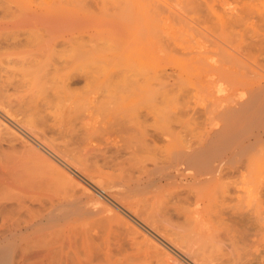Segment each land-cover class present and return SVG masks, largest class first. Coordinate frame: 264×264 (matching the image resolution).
I'll use <instances>...</instances> for the list:
<instances>
[{
    "label": "bare ground",
    "instance_id": "1",
    "mask_svg": "<svg viewBox=\"0 0 264 264\" xmlns=\"http://www.w3.org/2000/svg\"><path fill=\"white\" fill-rule=\"evenodd\" d=\"M123 1L128 6L127 13L135 14L134 17L142 24L146 36L145 41L136 38L133 47L125 54L128 62L126 65L133 67L131 73L126 75L121 69L109 71L112 66L119 64L110 63L112 66L100 67L91 52L83 54L77 47L71 62L63 66L68 70L77 62L75 71L59 75V86L52 88L61 93L64 100V97L67 99V79H86L94 89L89 103L94 104L93 107L106 118L100 122L103 123L102 130L106 132V138L114 135L110 139L115 141L120 137L119 133L127 134V138L123 140L124 144H127L124 147L138 160L127 162L128 166L122 167L116 175L100 174L101 171L96 175L93 173L95 171L89 173V168L85 171L83 159L80 160L78 155V146L73 145L72 139L75 138L70 136L68 140V134L65 136L67 141L63 140L64 136L62 139L55 137L57 133L61 135V130L48 126L45 121L47 114H51L47 111L49 101L41 102L45 97L34 98L36 93L21 102L20 105L24 107L15 110L9 102L3 100L5 95L0 92V132L5 130L14 134L13 140L19 139L22 147L28 146L36 152L44 151L63 172L67 169L66 173L70 171L77 177L85 176L91 184L88 183L81 192L88 195V191L94 190L102 196L95 200H116L121 206L119 217L127 219L129 224H135L143 235L153 242L154 247L160 246L172 264H245L241 256L246 250L244 249L243 253V248L239 249L243 254L237 250L236 238H243V233L247 232L240 231L248 228L246 222H249V219L244 218L248 217L245 214L251 211V205L248 206L251 202L234 200V203H230L226 200L198 199L208 197L213 191L221 189L224 185L223 169L243 161L242 157L247 156L257 145L264 143V126L247 134H239L235 136V141L228 142L225 135L214 134L211 129L202 130L194 140H182L177 138L178 135L175 136L177 132L174 123L177 122L176 115L183 104L178 94L186 88L213 91V99H206L209 102L206 105L209 106L208 112L216 110L220 115L217 117L222 116L227 121L233 118L234 128L246 120L264 118V65L260 64L264 60L260 59L259 63L256 56L250 52L264 50V27L262 29L257 24V21L264 20V6L261 15L254 16L256 4L252 0H237L238 7L230 6V13L223 11L222 7L220 10L221 5L218 6L217 0H185L184 5H176V1L175 6L168 0ZM226 8L228 9V5ZM232 10H236V13L231 12ZM230 14L233 15L229 19L226 15ZM255 17L258 20H253ZM240 23H245L250 28L249 33L244 28L245 34H250L246 41L248 43L243 46L247 50L241 47L240 41L236 42L231 38L233 34L231 37L226 35L229 29L237 30ZM173 28L181 35L188 34V40L176 41ZM158 30L166 32L165 34L175 41L162 44L158 40H151L150 36ZM238 35L242 37V29H239ZM31 74V83L37 85V92H45V86L41 83L44 75H38L35 71ZM115 76L120 78L115 80ZM98 87L101 88L99 100L98 91H95ZM228 91L234 92V95L238 92V95L228 96ZM76 101L77 99H74L66 108L77 109V106H84L75 105ZM206 117L211 119L208 115ZM148 118H151L150 122L147 121ZM214 119L215 117L211 120ZM211 120H208V124L212 123ZM208 124H204L205 128ZM160 140L165 143L158 144ZM115 165L118 164L110 166ZM61 178L63 179V175ZM91 179H96V182ZM65 181L70 182L72 178L67 175ZM8 184L9 181L0 173V188ZM164 190H168L178 199L192 196L195 200H157ZM56 200L66 198L58 197ZM170 201L186 202L190 205L192 203L198 207L201 202H212L214 208L210 207L211 205L209 207L214 211L216 208L220 217L221 214L225 215L221 218H226L228 213L230 217L235 215L236 218L240 217L238 220L243 218L240 222L246 221L243 227H247L242 229L239 224L240 228L234 226L240 233L239 237L235 238L232 234L229 235L234 228L225 233L219 231L221 228L214 227L211 229L217 233H205L209 237L211 235L210 238H205L202 234L205 230H210L206 228L203 231L201 227V231L196 220L201 210L192 207L193 211H185L184 222H178V215L172 214L173 209L167 206ZM245 207L246 211L243 210ZM225 212L227 214H224ZM192 214L197 216L195 220ZM188 215L198 222L197 225L192 226V220L190 225ZM0 219V264H16L15 253L20 249V234L30 225L20 227L15 222L16 219H12L14 222L8 221V224L4 222V217L0 216ZM223 221L221 222H226L224 219ZM234 223L230 221L232 227ZM259 239L264 240V236ZM223 249L226 255L229 254L225 259H222ZM260 252L258 254L262 255ZM263 260L261 264L264 263Z\"/></svg>",
    "mask_w": 264,
    "mask_h": 264
},
{
    "label": "rangeland",
    "instance_id": "2",
    "mask_svg": "<svg viewBox=\"0 0 264 264\" xmlns=\"http://www.w3.org/2000/svg\"><path fill=\"white\" fill-rule=\"evenodd\" d=\"M252 1L256 4L253 15H261L264 0ZM168 2L174 6L175 3L185 4V0H171L172 3L168 0ZM217 4L221 5L220 8L218 7L220 10L223 8V11L227 10L228 13L230 6V8L233 5L238 7L237 0H217ZM127 11L128 6L123 0H0V92L5 95L3 100L9 102L12 109L16 110L24 107L20 105L21 102L28 100L33 93L37 94L34 96L36 99L45 97L41 102L49 101L50 106L47 111L51 113L45 117L46 124L61 130L62 136L57 133L55 137L61 138L68 134V140L70 136L75 138L72 139L73 145L78 146V155L80 160L83 159L85 171L89 168L88 172L95 171L93 173L96 175L100 171V174L116 175L120 173L122 167L128 166L127 162L133 163L138 160L124 147L127 144H124L123 140L128 135L121 132L120 137L115 141L110 139L114 135L106 138L107 134L102 130L103 123L100 124L106 118H103L98 109L93 107L94 104L89 103L92 99L91 95H94L92 94L94 89L83 77L67 79L69 85L67 99L64 97V100L62 94L52 87L59 86V75L75 71L74 66L77 62L68 70L63 66L71 62L77 47L83 54L91 52L100 67L119 64L112 66L109 71L121 69L126 75L131 73L133 67L126 65L128 62L125 54L133 47L136 38L145 41L146 36L142 24L136 21L135 14ZM231 12L236 13V10ZM232 15L226 16L230 19ZM256 18L253 20H258ZM257 24L263 29L264 20L257 21ZM244 28L249 33L250 28L245 23L238 25L237 30L229 29L230 31L226 32L229 37L233 34L231 38L236 42L240 41L242 48H245L243 46L248 43L246 41L250 35L245 34ZM239 29H242L241 38L238 35ZM173 32L176 41L188 40V34L181 35L176 28H173ZM165 33L158 30L150 38L162 44L175 41ZM260 50H250L258 62L264 60V50ZM260 64L264 65V61ZM32 71L44 75L41 83L45 86V92L39 94L37 85L31 83ZM119 78L115 76L113 79ZM188 89L178 94L183 104L176 115L177 122L174 123L177 138L194 140L202 130L211 129L212 133L225 135L228 142H233L235 136L247 134L264 126V118H259L246 120L234 128L233 118L227 121L222 116L218 118L220 115L216 110L208 112L209 106L206 105L213 99L215 94L213 91L203 88ZM95 91H98L99 95L101 88L98 87ZM226 93L228 96L234 95L232 91ZM236 95L238 92H235L234 96ZM100 98L99 95L98 100ZM74 99H77L75 105L84 104V106L81 105L79 108L77 106V109L72 106L71 109L66 108ZM206 115L212 120L215 117L214 121ZM208 120L212 123L208 124ZM147 121L150 122L151 118ZM216 121L217 125L214 124ZM204 124H208L206 128ZM13 137L14 134L5 130L0 132V165H3L0 166V173L9 181L8 185L0 188V216L4 217V222L7 224L15 221L12 219H16L15 222L20 227L30 225L20 234V249L15 253L16 264H172L160 246L154 247L153 242L149 241L135 224H129L127 219L119 217L121 206L116 200H95L102 196L94 190L88 191V195L83 194L81 190L88 183L91 184L85 176L77 177L70 171L66 173L67 169L63 172L44 151L36 152L28 146L22 147L19 139L13 140ZM67 139L63 138L66 141ZM164 143V140L158 142L160 145ZM43 160L45 161L42 162ZM242 160L223 169L224 185L221 189L198 200L251 202L248 206L251 205L253 209L251 208V211L245 214L248 217L244 218L249 219V222L245 221L247 224L240 222L243 218L238 220L240 217L236 218L232 215L233 219L226 212L224 214H227L228 220L221 218L223 214L220 217L216 208L215 211L210 208H214L212 202H207L208 204L201 202L198 207L192 203L190 205L186 202L170 201L167 206L173 209L172 214L178 215V222H184L185 211L193 208L201 210L198 219L192 214L194 220L196 218L199 223L192 220L191 215H188V221L190 225L194 221L192 226L198 223L200 230L201 227L202 230L206 228L210 230V232L203 230L202 236L205 238H208L209 234L217 233L216 230L211 229L214 227L221 228L219 231L225 233H229L234 228L229 235L232 234L234 238L239 237L240 233L235 227L242 226L241 228L244 229L247 226L243 227V225H248V228L240 231L242 233L247 230L243 233V238H236L237 250L243 248L241 249L243 253L244 249L246 250L245 254L239 250L243 254L241 256L243 263L261 264L264 256V240L259 239L260 236H264V143L254 147L247 156L242 157ZM115 163L118 165L110 166ZM67 175L72 181H65ZM91 180L96 182V179ZM58 197H64L66 200H56ZM157 200L195 199L192 196L178 199L168 190H164ZM247 207L243 210L246 211ZM216 215L218 217L215 218ZM223 219L227 223H222ZM230 221L235 222L233 227ZM219 222L222 224L219 225ZM228 222L232 228L229 227ZM221 252L222 259L229 256L224 249ZM259 252L263 256L258 254Z\"/></svg>",
    "mask_w": 264,
    "mask_h": 264
}]
</instances>
